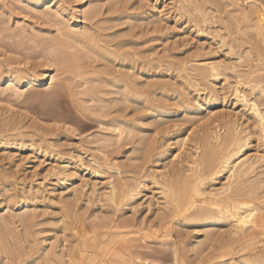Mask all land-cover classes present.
<instances>
[{"label": "rangeland", "instance_id": "1", "mask_svg": "<svg viewBox=\"0 0 264 264\" xmlns=\"http://www.w3.org/2000/svg\"><path fill=\"white\" fill-rule=\"evenodd\" d=\"M88 1L98 5L99 12L97 19L87 21V26L104 25L103 33L109 36L103 37L100 43L121 55L110 66L112 76L123 70L118 65L122 58L134 67L135 102L91 101L90 96L79 94L84 74H79L74 67L69 71L53 67L52 82L48 79L32 87L21 84L20 95L0 93V264H77L79 261L85 264H236L250 253L264 252V219L258 221L261 225L257 230L250 231L253 235L249 242L240 239V234L234 236L232 228L225 224H217L207 231L177 224L164 233L161 219L167 210L156 200L159 195L154 193L156 185L151 177L153 170L173 181L181 178L194 140L207 135L215 137L216 131L218 136H223L233 120L255 129L229 91L235 80L232 74L221 76L215 96L210 97L212 94L207 92L198 96L193 91L195 87L186 83L191 71L187 76L188 71L182 67L183 63L191 66L213 58L237 63L236 55L216 37L220 32L225 34L224 40L239 39V47L232 49L233 52L251 50L250 64L255 63L257 56L261 57L260 69L253 76L254 81L264 85V43L257 41L250 31L239 33L241 20L236 19L243 10L247 16L254 15L262 2L264 8V0H227L230 4H217L214 22L213 0L198 1L208 16L206 22L196 16L199 10L179 11L183 0L82 2ZM64 2L70 8L66 13L75 14L78 0ZM33 9L24 0H0V72L4 74H0V91L7 85L3 77L8 71L21 76L46 66L42 65L47 63L42 47L29 39L31 31L34 33L32 29L23 32L26 37L10 32L21 26L54 30L43 10ZM85 22L80 19L78 26ZM119 40L123 43L118 45ZM84 59L91 72L107 77L101 74L104 68L101 57L84 52ZM101 82L93 85L96 97L102 96L97 95L100 85L104 84ZM242 85L240 88L247 91ZM179 95H189V101L198 108L194 112L182 111L177 101ZM103 96L111 99L113 95ZM257 100L264 112V101ZM154 103L162 106L165 113H154L150 109L156 106ZM112 115L133 117L136 121L138 129L133 144L102 141V133L108 128L99 119L107 120ZM184 136L187 140L182 148ZM163 147L168 149L165 157L160 156ZM249 148L264 154L262 139L255 133ZM103 153L111 160L108 167L89 160L101 158ZM263 163L264 160L249 175L243 184L245 187L247 182L264 179ZM53 169L62 175H73L63 181L62 175L56 176ZM143 175L144 187L132 203L117 207L104 196L107 178L116 184L120 177L130 183L132 177ZM262 184L264 181L259 183L260 190L257 189L259 197L253 199L261 205L264 203ZM24 213L27 216L19 220V215ZM88 242L92 246L88 247Z\"/></svg>", "mask_w": 264, "mask_h": 264}, {"label": "bare ground", "instance_id": "2", "mask_svg": "<svg viewBox=\"0 0 264 264\" xmlns=\"http://www.w3.org/2000/svg\"><path fill=\"white\" fill-rule=\"evenodd\" d=\"M24 1L36 10H43L45 18L52 22L54 30H51L52 28L49 29V27H46L47 29H43L45 27L40 28L32 26V28H27V26H21L17 27V29L11 30L10 32L11 34H14V36L18 35L26 37L23 32L27 33L30 29H32L34 33L32 31L31 35L28 33L29 39H31L34 43H38L42 47L43 53L47 57V63L49 62L50 64L43 63L42 65H46L44 68H40L39 70L33 72H24L21 76H19L21 73L14 74L8 71L7 75L3 77L7 81V85L4 88H1V94L9 93L10 95H20L21 89L19 88V85L21 84L32 87L40 86L48 79L52 82L53 75L51 72L53 71V67H57L61 70H68L74 67L79 74L85 75H83L81 82L83 89L79 92V94L86 95L88 97L90 96L91 101H105L108 103L122 102V104L124 102L126 104H133L135 102V96L137 94V81L133 76L134 74L132 70L134 67L132 63L130 61L125 62L122 58L118 65L123 70L118 72L116 71L117 73L115 74L117 75L112 76L114 72L110 66L112 63H115L113 61L119 57L121 58V55L114 53V50L111 51L109 49V51L107 47H104V45L102 46L100 43L102 42L103 37L109 36L103 33L104 25L102 26L100 24L87 26L86 24L87 21L89 22L97 19L99 12L98 5L94 4L93 1L84 3L82 2L83 0H78L76 4V12H73L75 14L71 15L68 13V15L66 13V9L69 11L70 8L69 6L67 8L65 7L64 0H60L59 3H54L52 0ZM198 1L199 0H183L182 2H184V4H182L181 9V6L178 7L179 11H187L189 13L191 10L197 12L199 10L200 14L197 13L196 15L195 12V15H199V19L206 22L208 16L203 7H200V3ZM220 3L227 5L228 1L213 0V22L216 17L214 13L217 11V4ZM261 4L255 9L254 15L247 16L246 11L243 10L239 12L236 19L241 20V23L238 26L239 33L244 34V32L246 33L247 31H250L254 34L253 36H255L257 41L264 43V8ZM231 10L233 11V8ZM80 19L86 21L81 27L78 26ZM217 36L221 41H223V45L228 47L232 51V54L236 55L237 63L231 64L228 62L229 60L226 61L225 59L217 58H213V60L209 61L201 60L198 61V64L191 66H186L183 63L182 70L188 71L185 75H191V77H187L186 83L191 85V87H195L193 89L195 95L199 96L207 92L209 95L212 94L210 95V97H212L218 93L216 85L222 80L221 76L224 78L227 74H232L235 80L231 90L229 91H232L235 99L240 103L243 113L246 114L248 120H251L255 129H249L250 125L245 126L242 122H238V120H230V124L227 125L225 131L223 130V136L221 134L218 136L216 131L215 137L207 135L201 137L200 139L198 138V140H194L193 145H191L193 149L186 155L187 161L185 167H183L184 174L182 173L183 176L181 178L173 181L165 178L167 176L166 174L165 176L164 173H157L153 170L151 171V177L153 179L152 181L156 185L154 193L159 195H157L158 197L156 200L160 203L161 207L167 210L166 215L161 219L164 233H167L168 231L170 232V228L177 224H183L186 226L193 225L194 227H199L205 229L206 231L217 224H225L232 228L234 236L236 234H240V239H245L249 242L252 240L251 235H253V233L250 234V231L253 232V230H255L260 224H258V221H262L264 219V203L261 201L263 203L261 205L259 202L257 203L254 201V198H256L259 194L257 193L259 183H262L264 179L259 180L257 178L259 181L256 182L255 180L253 183L250 181L251 184H248L247 182V187L243 185L249 175L256 170L257 165L264 160V154L252 152L249 148L252 134L255 133L262 139L264 150V112L259 108L257 103V98L264 101V85L260 81H254L255 79L253 76V74L260 69L259 61L261 60V57L259 58L257 56L255 63L250 64L249 61L253 59L251 50H248L245 53L244 51L242 53H238L235 51L233 52L232 50L235 47H239V39L224 40L225 34L220 32L217 33L216 37ZM240 37H242V35H240ZM16 43L19 44V42ZM122 43L123 40H119L117 42L118 45ZM249 46L251 47V45ZM84 52L93 53L95 56L103 59L102 65L104 68L101 74H105L107 76L106 78H102V76L99 75V72H91L89 67H87V60L84 59ZM189 71H191L190 75ZM1 75L4 74L2 73ZM101 81H103L104 84L100 85L102 88H100L97 95L102 96L96 97L95 94H93L94 91L92 92V88L97 82L102 84ZM191 81L198 83L193 84ZM241 83L245 86L247 91L240 88ZM103 95L113 96L111 99H108ZM188 96L189 95L177 96L178 105L184 112H194L198 106L192 104L191 101H189V98H187ZM102 104L103 103H101V107ZM161 107L162 106L153 105L150 109L154 113H165ZM99 120H101V125H105V127L108 128L106 132H103L104 130L102 131L104 136L102 141L104 143L110 144L113 140H115L117 144L122 141H127L132 144L135 142L134 136L138 127L133 117L122 118L119 115H112L111 117L109 116L107 120ZM186 140L187 136L182 137L180 144L181 147L185 145ZM167 152V148L162 149L160 156L165 157ZM81 156L82 155H79L78 159H81ZM176 156L177 154L174 155V157ZM100 159L102 162L99 161ZM89 160L99 166L106 165L107 167L111 161L104 155V153L101 158L96 156L89 158ZM52 172L56 176L62 175V172L59 170L56 171V169H53ZM72 175L73 173H69L60 177L64 181L68 180V178ZM143 177L144 175L140 178L132 177L130 183L128 181L121 180L120 177V182L117 184L110 178H107L106 182L104 181L105 190L103 194L106 198H108V200H110V202L115 203L117 207L125 206L132 203L142 191L144 187V181L142 180ZM218 183H220V186H217ZM96 190L97 189L94 188L95 194L97 193ZM251 193L253 194L252 196H250ZM236 196H239L240 198H236ZM261 196L262 193L260 197ZM262 198L260 199L263 200ZM25 216H27L25 213L24 215H19V220L21 219L22 221ZM255 232L257 231H254V233ZM89 242L88 247L92 246ZM94 248L96 247L94 246ZM79 255L82 256L83 254L80 252ZM89 255L90 254L86 256ZM92 257L94 260V256ZM78 263L85 264L81 261ZM71 264L73 263L71 262ZM228 264H232V262H229ZM236 264H264V252L259 251L257 253H250L243 259L239 260Z\"/></svg>", "mask_w": 264, "mask_h": 264}]
</instances>
